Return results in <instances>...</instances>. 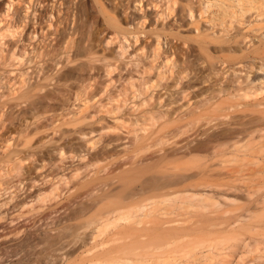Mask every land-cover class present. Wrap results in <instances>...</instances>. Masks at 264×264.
I'll list each match as a JSON object with an SVG mask.
<instances>
[{
    "label": "rangeland",
    "instance_id": "rangeland-1",
    "mask_svg": "<svg viewBox=\"0 0 264 264\" xmlns=\"http://www.w3.org/2000/svg\"><path fill=\"white\" fill-rule=\"evenodd\" d=\"M189 163L193 202L214 205L138 226L187 232L177 248L83 227L82 186ZM250 211L264 220V0H0V264H257L262 242L224 245ZM202 229L222 245H182Z\"/></svg>",
    "mask_w": 264,
    "mask_h": 264
},
{
    "label": "bare ground",
    "instance_id": "bare-ground-1",
    "mask_svg": "<svg viewBox=\"0 0 264 264\" xmlns=\"http://www.w3.org/2000/svg\"><path fill=\"white\" fill-rule=\"evenodd\" d=\"M240 133L241 132H236L235 134L239 135ZM223 137L225 136L223 135ZM211 141L213 140L210 139L209 142ZM224 144L225 143L221 141L217 143L216 146H222ZM205 148L206 144L194 147L188 146V151H203L206 150ZM64 150L65 149L63 147L59 148L60 152ZM68 152H73V150L69 149ZM141 164H143V161ZM189 165L191 166L184 169H178L176 174L172 175H167L160 171H154L153 168L138 166L118 176L116 182L105 185L110 188L116 184H121L120 187L122 189L117 192L109 191L103 187L98 188V186L94 184V181H91L89 184L91 187H87V185H85L81 188H86L87 191L84 193L86 194V198L93 200L91 205H85L89 207L88 211L90 212L91 210H96L89 216L86 215V212L81 215L80 213L78 214L77 211L72 212L69 214V219L83 218L84 216H87L85 222L83 223V227L89 228L91 226H95L92 235L97 233V236L104 234L109 227L120 224L123 228L120 227L121 230L115 235L120 241L124 239L130 240L129 244H124L126 246L131 245L130 252L142 248L144 244H149L150 246H155L156 248H168L169 246H173L175 249L185 237L189 236L187 232L170 227H164L165 223L163 222H167L165 220H158V223L153 224L148 228L142 227V229H138V226L145 224V219L150 217L151 214L158 213L165 209L172 213L175 209L181 207H196L202 210H208L212 205H214L208 204L210 198L198 200L201 203L193 202L195 195L191 191L194 188V184L186 183L188 176H184L178 172L189 171L196 167V165H192L191 163H189ZM98 192H100V194H98ZM81 195L75 197L79 198ZM172 195L175 196L173 197ZM170 196H172V198ZM215 204L217 205L218 202ZM67 209H70L69 206ZM249 213L250 214L247 216H242L244 220L242 226L229 231L231 236L224 243L225 246L227 245V249L239 247V243L245 244L246 248L251 247V242H255V245L259 244V242L264 244V239L257 238L261 233L256 231V229L264 225V220L261 214L255 216L253 211H250ZM213 222H223L227 225H232L236 222V220L234 218H226L222 221L206 219L203 224H207V226H216ZM142 231L144 233H142ZM212 235V229H202V231H200L197 235L193 236V239L190 242L182 245L199 246L205 243H209L208 247H212V245H222L219 242L212 240ZM147 236H149L150 239L147 238ZM141 237H145L146 241H142ZM103 247L105 248L106 246L103 244ZM219 249H224V247ZM111 253H113V251L108 249L104 250L103 255L110 256ZM118 253L119 251L117 250L116 254ZM97 257L100 259L102 256ZM121 258L122 257H116L115 259ZM255 260L256 259L252 261ZM113 261V259L102 260L99 264L109 262H111L110 264H131L130 262L121 263L120 260H115L116 262ZM137 261L142 264H151L145 263L142 260ZM179 261H181V259ZM242 264L248 263L243 260ZM257 264H264V262H258Z\"/></svg>",
    "mask_w": 264,
    "mask_h": 264
}]
</instances>
